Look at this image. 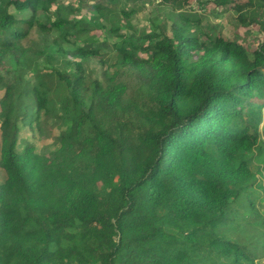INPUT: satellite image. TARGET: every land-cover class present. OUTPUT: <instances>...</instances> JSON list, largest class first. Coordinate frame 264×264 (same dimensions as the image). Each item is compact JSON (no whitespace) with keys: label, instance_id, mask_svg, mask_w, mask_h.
<instances>
[{"label":"trees","instance_id":"obj_1","mask_svg":"<svg viewBox=\"0 0 264 264\" xmlns=\"http://www.w3.org/2000/svg\"><path fill=\"white\" fill-rule=\"evenodd\" d=\"M67 1L0 0V264H255L226 234L235 208H255L246 194L264 193V41L201 40L181 13L171 36L147 33L117 0ZM208 2L264 33L253 0ZM125 66L128 96L114 82ZM23 126L56 131L53 157L20 144Z\"/></svg>","mask_w":264,"mask_h":264},{"label":"rangeland","instance_id":"obj_2","mask_svg":"<svg viewBox=\"0 0 264 264\" xmlns=\"http://www.w3.org/2000/svg\"><path fill=\"white\" fill-rule=\"evenodd\" d=\"M95 0H85V3H91ZM205 0H190L185 6L184 10H173L168 5L161 6V0H117L118 9H135V14L131 17V24L139 30L149 33L153 29V23L158 26H163L166 32L171 36L172 28L174 24H181L182 18L180 13L191 16L194 19H200L199 24V36L201 40H204L203 33H206L208 37L221 36L228 40H237L242 44L245 49L253 50L258 48L264 41V33H262L258 26L253 24L249 26H241L236 21V14L230 7H224L223 9H215L214 5L210 2L203 3ZM210 1V0H209ZM249 0H238V3L244 4ZM254 6L247 7V13H257L259 19H264V8H260V0H253ZM74 5L79 6L78 0L67 1ZM256 4V6H255ZM114 6V5H113ZM54 9V8H53ZM221 12V13H219ZM87 14V10L83 7L81 13L77 16V19L82 18ZM89 17V15L87 16ZM28 18V17H26ZM38 20L43 21V17L38 15ZM196 25V23H193ZM94 36L99 39L103 38V34L100 30L94 31ZM6 70L2 71V74L6 77H11L8 71H14L12 63H9ZM97 72L100 67L91 64ZM114 82L125 85V96L130 95L138 85V79L135 77L134 72L129 67H120L115 71ZM3 93L0 92V98ZM21 116L25 113L20 111ZM28 120L24 122L25 125L32 120L31 117H26ZM20 144L26 143L29 146L35 148L38 152V156L42 158L53 157L55 148L59 142V138L55 130L45 129V133L34 134L27 126H23L20 133ZM39 160V159H35ZM261 165L264 164V153L256 158ZM40 162V160H39ZM5 180V173L0 164V189L2 188ZM247 199L255 203V208L249 212H245L243 209L237 210L235 208L234 217L236 223L233 229L226 234L232 240L242 243L246 252L250 254L255 264H264V193L262 190L249 191ZM122 203L120 201H112L105 205L106 212L115 215L121 209ZM234 212V211H233ZM246 214V215H245ZM194 264H213V260H205L203 254L193 253Z\"/></svg>","mask_w":264,"mask_h":264}]
</instances>
